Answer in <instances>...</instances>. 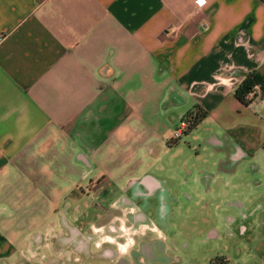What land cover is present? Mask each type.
Instances as JSON below:
<instances>
[{
    "label": "crops",
    "instance_id": "0c3cea01",
    "mask_svg": "<svg viewBox=\"0 0 264 264\" xmlns=\"http://www.w3.org/2000/svg\"><path fill=\"white\" fill-rule=\"evenodd\" d=\"M251 70L264 73V0H0V264H187L127 197L108 201L110 245L86 243L89 227L64 215L109 197L96 168L172 156L195 104L231 189L263 188L255 205L233 191L224 227L233 264H264V95H233ZM124 184L148 206L163 196L153 177ZM127 222V237L114 232Z\"/></svg>",
    "mask_w": 264,
    "mask_h": 264
},
{
    "label": "rangeland",
    "instance_id": "374dc122",
    "mask_svg": "<svg viewBox=\"0 0 264 264\" xmlns=\"http://www.w3.org/2000/svg\"><path fill=\"white\" fill-rule=\"evenodd\" d=\"M206 131L207 128L203 124L185 135L182 134L178 140L179 147L171 151L172 156L171 154L159 156L151 169L146 166L135 169L132 165L137 159L135 157L126 158V165L120 171L106 172L107 168L105 170L100 167L96 168L91 178L92 183L95 188L96 186L98 189L104 188L109 197L104 202L96 196V193L91 192L88 194L85 207L78 206L77 213L74 210L75 205H69V213L67 212V216L64 215L68 225L74 228L89 227L90 233H85L84 238L86 243L90 239L95 246L112 244L115 239L117 241V238L111 234L112 230L110 233L109 229L114 224L106 223L109 211L108 201L113 200L115 196H124L130 199V202L134 204L133 207L138 208L147 222L155 220L157 225L168 234V243L176 247L177 253L181 257L190 258L187 264H207L211 258L221 254L232 259L230 264H233L235 253L231 251L228 239L230 238L231 241L234 237L226 236L224 224L226 217L233 216L235 213L232 207L228 206V202L231 201L230 197H235V194L239 198H245L246 194L250 193L252 205L260 204L261 199H258L256 203L253 201L262 197L263 188L259 187L253 195L252 190L248 188L231 189L228 175L218 171L217 156L213 148H205L201 143ZM130 175H136L139 179L146 176L157 179L161 188H164L163 196L159 194L157 198L152 197L149 206L142 203L140 197L131 195L128 187L123 188L126 185L124 180ZM251 176L248 174L249 179ZM253 178L254 176L251 181L254 180ZM253 183L255 184L254 181ZM233 191L236 193L231 194ZM246 207L249 208L250 204ZM81 210H84V219L80 217ZM62 213L65 212L62 210ZM75 216L78 219L76 221ZM91 222L92 227L88 226ZM151 222L148 223L152 226ZM128 225L127 222L126 226ZM211 230L216 232V236L212 238L207 236ZM257 230L261 232V221ZM259 236L260 234L255 240H258ZM127 242H131V237L127 238ZM248 247L252 245L248 244ZM248 247L241 255L247 254L246 251L250 250Z\"/></svg>",
    "mask_w": 264,
    "mask_h": 264
},
{
    "label": "trees",
    "instance_id": "16d2710c",
    "mask_svg": "<svg viewBox=\"0 0 264 264\" xmlns=\"http://www.w3.org/2000/svg\"><path fill=\"white\" fill-rule=\"evenodd\" d=\"M257 87V92L255 88ZM233 95L243 104H249L254 97L264 95V73H260L256 70H251L245 74L243 79L233 90ZM206 112L195 104L188 109L180 119V122L184 124L181 133L187 134L194 129L199 122L204 119ZM208 264H226L222 257L215 256L211 258Z\"/></svg>",
    "mask_w": 264,
    "mask_h": 264
},
{
    "label": "built area",
    "instance_id": "2783aa9c",
    "mask_svg": "<svg viewBox=\"0 0 264 264\" xmlns=\"http://www.w3.org/2000/svg\"><path fill=\"white\" fill-rule=\"evenodd\" d=\"M255 89H257V87H256ZM183 127H184V124L181 123V124H180V127L177 128V129L174 131V134H173L174 138H177V137L181 134V130H182ZM130 230H131V227H130V226H125V225H123V224H122V225H119V231H120V234L123 235V236L128 235L129 232H130ZM126 237H127V236H126Z\"/></svg>",
    "mask_w": 264,
    "mask_h": 264
},
{
    "label": "snow or ice",
    "instance_id": "6c2138e0",
    "mask_svg": "<svg viewBox=\"0 0 264 264\" xmlns=\"http://www.w3.org/2000/svg\"><path fill=\"white\" fill-rule=\"evenodd\" d=\"M201 2H203V0H201Z\"/></svg>",
    "mask_w": 264,
    "mask_h": 264
}]
</instances>
